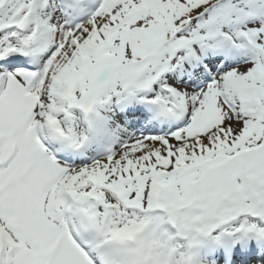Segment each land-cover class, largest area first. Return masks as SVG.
Masks as SVG:
<instances>
[{"label": "snow or ice", "instance_id": "obj_1", "mask_svg": "<svg viewBox=\"0 0 264 264\" xmlns=\"http://www.w3.org/2000/svg\"><path fill=\"white\" fill-rule=\"evenodd\" d=\"M0 264H264V0H0Z\"/></svg>", "mask_w": 264, "mask_h": 264}]
</instances>
